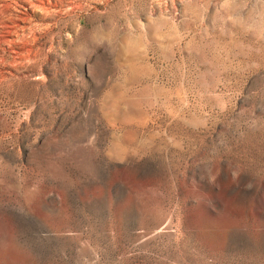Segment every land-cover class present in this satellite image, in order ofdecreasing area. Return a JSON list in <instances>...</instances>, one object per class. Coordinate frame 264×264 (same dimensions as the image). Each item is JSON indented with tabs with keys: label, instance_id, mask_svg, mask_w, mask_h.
<instances>
[{
	"label": "rangeland",
	"instance_id": "obj_1",
	"mask_svg": "<svg viewBox=\"0 0 264 264\" xmlns=\"http://www.w3.org/2000/svg\"><path fill=\"white\" fill-rule=\"evenodd\" d=\"M0 264H264V0H0Z\"/></svg>",
	"mask_w": 264,
	"mask_h": 264
}]
</instances>
